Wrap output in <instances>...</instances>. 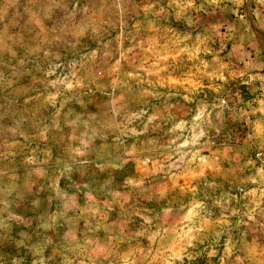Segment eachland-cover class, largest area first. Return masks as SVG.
<instances>
[{"label":"rangeland","instance_id":"1","mask_svg":"<svg viewBox=\"0 0 264 264\" xmlns=\"http://www.w3.org/2000/svg\"><path fill=\"white\" fill-rule=\"evenodd\" d=\"M0 264H264V0H0Z\"/></svg>","mask_w":264,"mask_h":264}]
</instances>
